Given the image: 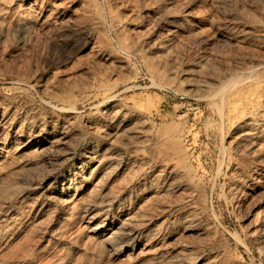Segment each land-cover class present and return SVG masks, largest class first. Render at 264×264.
<instances>
[{
	"label": "rangeland",
	"instance_id": "374dc122",
	"mask_svg": "<svg viewBox=\"0 0 264 264\" xmlns=\"http://www.w3.org/2000/svg\"><path fill=\"white\" fill-rule=\"evenodd\" d=\"M0 264H264V0H0Z\"/></svg>",
	"mask_w": 264,
	"mask_h": 264
}]
</instances>
